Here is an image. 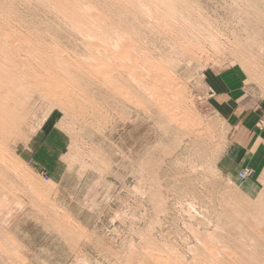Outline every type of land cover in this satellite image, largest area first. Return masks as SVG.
<instances>
[{"label":"rangeland","instance_id":"rangeland-1","mask_svg":"<svg viewBox=\"0 0 264 264\" xmlns=\"http://www.w3.org/2000/svg\"><path fill=\"white\" fill-rule=\"evenodd\" d=\"M0 264H264V0H0Z\"/></svg>","mask_w":264,"mask_h":264},{"label":"crops","instance_id":"crops-1","mask_svg":"<svg viewBox=\"0 0 264 264\" xmlns=\"http://www.w3.org/2000/svg\"><path fill=\"white\" fill-rule=\"evenodd\" d=\"M206 80L207 88L212 92V107L227 127L233 148L247 155L255 154L256 139L262 134L256 128L260 105L245 79L239 71L227 67L207 72ZM239 166H244L242 161Z\"/></svg>","mask_w":264,"mask_h":264},{"label":"built area","instance_id":"built-area-1","mask_svg":"<svg viewBox=\"0 0 264 264\" xmlns=\"http://www.w3.org/2000/svg\"><path fill=\"white\" fill-rule=\"evenodd\" d=\"M249 174V172H241L240 173V177L243 179V178H246V176Z\"/></svg>","mask_w":264,"mask_h":264},{"label":"bare ground","instance_id":"bare-ground-1","mask_svg":"<svg viewBox=\"0 0 264 264\" xmlns=\"http://www.w3.org/2000/svg\"><path fill=\"white\" fill-rule=\"evenodd\" d=\"M246 172H250L251 170H245Z\"/></svg>","mask_w":264,"mask_h":264}]
</instances>
